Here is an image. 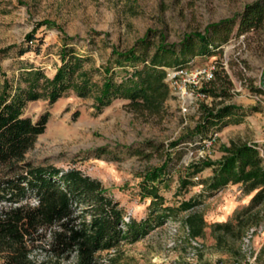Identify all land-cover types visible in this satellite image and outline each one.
I'll return each mask as SVG.
<instances>
[{"label": "rangeland", "instance_id": "374dc122", "mask_svg": "<svg viewBox=\"0 0 264 264\" xmlns=\"http://www.w3.org/2000/svg\"><path fill=\"white\" fill-rule=\"evenodd\" d=\"M253 2L0 0V84L3 75L15 81L20 69L29 65L51 78L61 64L64 44L84 58L78 72L91 79L86 96L69 89L52 104L44 98L26 103L25 117L36 121L48 112V118L42 133L24 153V161L77 168L98 179L119 203L124 224L150 215L147 232L139 239L96 252L99 264H264V196L258 205L246 208L261 186L245 191L241 182H230L213 192L201 182L213 174V167L204 164L222 159L231 143L254 144L263 152L264 21L260 29L241 36L234 30L217 54L195 56L188 68L214 63L216 73L210 82L189 87L194 90L192 98L180 99L177 91L168 87L170 94L157 114L133 112L122 97L102 109L95 106L101 68L113 49L129 50L146 37L151 45L147 54L151 55L158 43L178 44L184 35L203 32L209 24L238 15ZM31 33L34 40L29 45L25 38ZM24 49L29 50L19 56ZM115 71L118 80L131 67ZM74 77L76 81L77 75ZM258 88L263 93L257 92ZM223 89L227 95H218ZM228 104L240 109L237 118L230 117L226 125L215 127L209 139L190 137L203 109ZM174 141L179 142L170 145ZM165 159L169 173L160 184L162 205L148 210L150 199L141 197V183L145 171ZM193 166H200L198 173H193ZM190 174L192 183L180 187L179 181ZM189 199H194L195 205L181 210L180 203ZM164 207L173 212L155 220ZM191 213L202 215L200 235H194L185 221ZM216 222H226L231 229L215 230L212 225ZM37 257L47 264L74 263L72 256Z\"/></svg>", "mask_w": 264, "mask_h": 264}, {"label": "trees", "instance_id": "16d2710c", "mask_svg": "<svg viewBox=\"0 0 264 264\" xmlns=\"http://www.w3.org/2000/svg\"><path fill=\"white\" fill-rule=\"evenodd\" d=\"M263 21L264 0H255L244 6L238 15L209 24L203 32L184 35L178 44L158 43L151 55L147 54L151 45L146 37L129 50L113 49L109 61L101 68L103 77L97 86L96 108L102 109L113 99L122 97L128 100L127 106L133 112L159 113L170 94L164 80L166 69L188 67L195 56L215 55L234 30L241 36L260 29ZM33 40L34 33L25 38L29 45ZM83 60L72 47L64 44L61 64L51 78L31 65L21 68L15 81L3 75L0 84V264H47L38 259V254L65 259L72 256L73 264H99L96 252L123 241H136L151 223L149 215L138 222L131 220L124 224L119 203L98 179L77 168L38 166L24 161V153L42 133L48 118V112L42 113L36 121L25 117L26 103L44 98L52 104L69 89L86 96L91 90V79L85 72H78ZM118 67H131V71H125L117 80ZM256 91L263 93L261 88ZM218 95L226 96L227 91L223 89ZM238 111L240 109L232 104L203 109L201 120L190 137L199 135L200 140L209 139L215 127L226 125L230 117L237 118ZM206 130L210 131L208 135ZM255 146L246 142L231 143L222 159L204 164L213 167V174L201 182L213 192L230 182H241L245 191L261 186L252 194L246 208L258 205L264 196V149L260 153ZM168 163L165 159L159 166L145 171L140 192L142 198L150 199L148 210L162 205L159 189L169 173ZM193 168L195 174L200 170V166ZM191 175L179 181L180 187L192 183ZM194 202V199L184 200L179 208L184 211L195 205ZM171 212L172 208L164 207L155 214V220L161 221ZM185 221L194 235L201 234L202 215L188 214ZM212 228L231 229L226 222H216Z\"/></svg>", "mask_w": 264, "mask_h": 264}, {"label": "built area", "instance_id": "2783aa9c", "mask_svg": "<svg viewBox=\"0 0 264 264\" xmlns=\"http://www.w3.org/2000/svg\"><path fill=\"white\" fill-rule=\"evenodd\" d=\"M215 65L195 66V68L180 67V69H166L165 78L169 89L176 90L177 96L181 99H190L194 90L200 81L210 82L214 78ZM197 95L203 96L204 93L197 92ZM209 142V141H208Z\"/></svg>", "mask_w": 264, "mask_h": 264}]
</instances>
